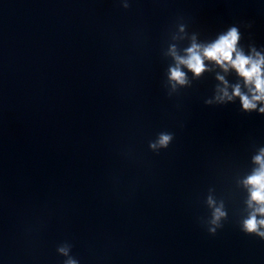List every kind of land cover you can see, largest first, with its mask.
<instances>
[{
  "label": "clouds",
  "instance_id": "clouds-1",
  "mask_svg": "<svg viewBox=\"0 0 264 264\" xmlns=\"http://www.w3.org/2000/svg\"><path fill=\"white\" fill-rule=\"evenodd\" d=\"M240 39V33L236 27L230 28L226 34H223L214 43L207 47L201 48L193 44L192 47L187 49V58L182 59L177 57L178 64L186 66L195 75L199 76L205 70V60L213 61L227 70L226 66H231L237 73L243 77L246 85H253L252 96L244 95L241 93L239 86L233 91V96H238L241 100L244 110H253L256 108V102H264V57L256 54L253 56H246L242 51L237 50V42ZM223 80V77H218ZM170 79L179 84L185 83V73L179 67L170 69ZM224 96L228 93L224 91ZM232 99L231 96L228 97ZM260 112L264 113V107L260 108ZM171 136L168 134H161L159 143L162 146H167ZM155 147V145H153ZM257 162L261 163L259 171L254 173L246 181L251 185V201L256 202L259 207L249 215L247 219L242 222V230L246 234L255 233L257 236L264 240V219H257V213L264 215V162H261V157H257ZM226 213L220 209H215L213 212L210 224L222 226L218 224L221 217ZM216 228H209L210 233H215ZM61 252L65 249L61 248ZM68 264H75V261H68Z\"/></svg>",
  "mask_w": 264,
  "mask_h": 264
}]
</instances>
